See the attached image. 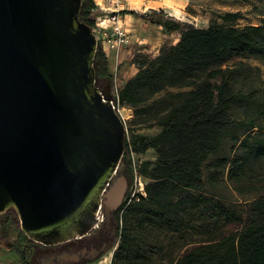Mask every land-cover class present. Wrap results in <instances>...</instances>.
Wrapping results in <instances>:
<instances>
[{
    "label": "water",
    "instance_id": "water-1",
    "mask_svg": "<svg viewBox=\"0 0 264 264\" xmlns=\"http://www.w3.org/2000/svg\"><path fill=\"white\" fill-rule=\"evenodd\" d=\"M81 0H0V215L52 247L80 239L119 208L124 124ZM117 228V226H116Z\"/></svg>",
    "mask_w": 264,
    "mask_h": 264
},
{
    "label": "trees",
    "instance_id": "trees-1",
    "mask_svg": "<svg viewBox=\"0 0 264 264\" xmlns=\"http://www.w3.org/2000/svg\"><path fill=\"white\" fill-rule=\"evenodd\" d=\"M93 8L92 0H81L79 19L90 28ZM126 14L179 34L178 42L162 47L156 57L140 56L135 61L137 72L116 94L118 105L132 107L135 118L156 109L153 117L160 131L151 138L136 137L131 146L125 142L123 157L128 152L143 154L152 149L156 158L139 168V173L149 180L143 188L145 196L124 201L118 208L115 218L118 244L112 264H154L155 236L163 228L174 230L175 208L188 192L203 187V165L218 151L223 133L231 127V109L243 106L242 95L234 89L239 69L221 67L234 57L264 61V19L257 26L237 27L234 23L239 14L224 13L221 24L195 28L169 19L163 11ZM154 16L158 19H150ZM93 67L96 85L112 80L108 60L100 49ZM165 88L178 92L143 107ZM237 126L242 136L236 141L240 154L234 155L229 163L223 160L219 164L229 166L228 179L233 182L242 179L252 161L264 158V132L252 133L260 128L257 120L249 118ZM126 168L132 169L130 162ZM0 218L5 228H17L12 210ZM18 236L28 244L33 243L20 231ZM31 260L32 248L24 247L23 263L31 264ZM179 264H264V197L251 203L237 233L202 255L189 254Z\"/></svg>",
    "mask_w": 264,
    "mask_h": 264
},
{
    "label": "rangeland",
    "instance_id": "rangeland-1",
    "mask_svg": "<svg viewBox=\"0 0 264 264\" xmlns=\"http://www.w3.org/2000/svg\"><path fill=\"white\" fill-rule=\"evenodd\" d=\"M186 2L187 6L184 9L175 8L176 10H167L163 13L169 19L195 28H207L212 23L221 24L220 17L224 13L239 14V18L234 23L237 27L257 26L264 19V0H186ZM151 11L153 10L132 12L150 15ZM150 19L157 20L158 16ZM135 20V18L132 19L133 22ZM128 30L131 44L118 51L116 55L109 54L107 58L112 80L96 85L99 89L110 85L111 93L114 95H116L115 85L119 89L122 87V81L130 77L131 72H135L134 69L128 70V74L123 77L121 68L125 64L129 68L133 65L137 69L135 61L140 59V56L155 57L151 55L152 53L149 54L147 42H143L148 35L143 32L141 23L138 22L137 26L128 27ZM178 39L179 34L173 32L161 48L176 44ZM136 42L142 44L139 46ZM221 68L225 70L239 69L240 77L234 84V89L242 95L243 106L231 109L232 125L223 133L218 151L210 156L203 165V187L198 191L188 192L185 195L187 197L179 202L180 206L175 208L174 230L169 231L163 228L155 236L154 264H179L189 254L202 255L206 253L219 241L237 233L245 222L251 203L264 197V158L252 161L239 182L228 179V165L219 167L221 161L227 160L229 163L234 155L240 154L237 148L238 144H236L237 138L242 139L237 126L240 122L247 121L249 118L256 119L260 128L252 130V133L264 132V61L256 58L234 57L225 62ZM176 92H178L177 89H162L144 103L143 107L164 100L168 94ZM159 108L160 106L157 107V109ZM117 110L124 124V145L126 142L131 146L136 137L151 138L159 133L160 129L156 126L153 117L156 109L136 118L132 107L118 106ZM155 158L156 154L152 149L143 154L128 152L125 157H122L119 172L127 183L122 203L132 196L133 198L142 197L141 193L144 194V192L139 183L144 188L149 180L139 173V168L144 162L153 163ZM128 162L131 163V170L126 168ZM117 211L118 209L114 212V220ZM14 216L17 228L10 227V233L18 235L19 223L15 214ZM2 221L0 218V227H4L1 225ZM17 237L24 247L32 248L34 258H32L31 264H40V258L43 255H38V252L45 247L36 243L28 244L20 236ZM116 243L117 238L106 251L112 249Z\"/></svg>",
    "mask_w": 264,
    "mask_h": 264
},
{
    "label": "built area",
    "instance_id": "built-area-1",
    "mask_svg": "<svg viewBox=\"0 0 264 264\" xmlns=\"http://www.w3.org/2000/svg\"><path fill=\"white\" fill-rule=\"evenodd\" d=\"M94 3V8L91 10V17L93 18V26L91 31L95 37L97 49L108 58L109 54L116 55L118 51L124 47L129 46L130 43V33L126 28L123 17L126 13L131 12V4L137 1L140 6L144 7L149 2L160 1V0H102L101 3ZM118 87L115 85L114 89L117 94ZM113 95V101L111 103L112 108L117 112L118 103L116 102V95ZM137 177V174L135 175ZM140 179V178H138ZM136 180V178H135ZM141 190L143 187L139 183ZM141 196L145 195L141 193ZM134 199L133 196L129 199ZM103 222L102 213L98 214V224ZM118 242L115 246L101 254L99 258L91 261L89 264H112V258L114 251L117 247Z\"/></svg>",
    "mask_w": 264,
    "mask_h": 264
},
{
    "label": "crops",
    "instance_id": "crops-1",
    "mask_svg": "<svg viewBox=\"0 0 264 264\" xmlns=\"http://www.w3.org/2000/svg\"><path fill=\"white\" fill-rule=\"evenodd\" d=\"M97 3H101L102 0H95ZM187 6L186 0H160V1H154L149 2L144 7L140 6V4L135 1L131 4L130 11H145V10H154L158 11L161 10L163 12H167V10H176L177 9H184ZM136 19L134 22L132 19ZM124 23L126 25V28L128 29L133 27L134 25H138V22L141 23V26L143 27V32L148 35V37L144 38L143 42H147L149 47V54H151L153 57L157 56L159 53V49L163 45V43L166 41L167 38H170L173 32H166L164 31L160 26L150 24L149 22H146L144 20H141L135 16L126 14L123 17ZM146 23H148L146 25ZM129 31V30H128ZM131 32V31H130ZM139 46L142 43L136 42ZM174 44V43H172ZM152 46V47H151ZM132 67V68H131ZM130 68L127 67L125 64L121 68V73L123 77L128 74V70H133L137 72V69L134 68L132 65ZM135 72L130 73V77H128L125 81H122V86L125 84L127 80H129ZM121 88V87H120ZM0 264H24L23 263V249L24 246L22 242L18 241V235H14L10 233V227H0ZM2 232V233H1ZM4 233V234H3Z\"/></svg>",
    "mask_w": 264,
    "mask_h": 264
},
{
    "label": "flooded vegetation",
    "instance_id": "flooded-vegetation-1",
    "mask_svg": "<svg viewBox=\"0 0 264 264\" xmlns=\"http://www.w3.org/2000/svg\"><path fill=\"white\" fill-rule=\"evenodd\" d=\"M114 212L109 219H104L101 225L99 224L85 237L57 246L45 247L38 252V255H43L40 264H89L98 258L116 238ZM32 258H34L33 254Z\"/></svg>",
    "mask_w": 264,
    "mask_h": 264
}]
</instances>
